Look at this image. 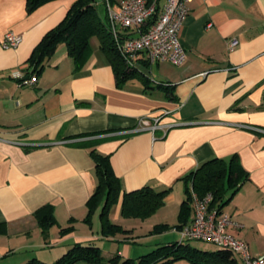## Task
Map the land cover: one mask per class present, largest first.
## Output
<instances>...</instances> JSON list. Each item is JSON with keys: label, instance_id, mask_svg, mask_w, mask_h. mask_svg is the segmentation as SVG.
<instances>
[{"label": "crops", "instance_id": "1", "mask_svg": "<svg viewBox=\"0 0 264 264\" xmlns=\"http://www.w3.org/2000/svg\"><path fill=\"white\" fill-rule=\"evenodd\" d=\"M74 1L28 12L26 0H0V264L52 263L89 241L106 258H138L179 240L174 228L152 230L179 223L189 185L183 177L212 157L234 155L248 179L223 207L240 224L227 229L253 255L264 253V0H193L180 29L187 59L139 61L122 85L100 42L81 63L66 43L43 63L29 61ZM9 31L22 36L16 47L2 44ZM233 38L239 44L231 50ZM33 75L35 83L20 84ZM143 117L160 126L141 127ZM93 149L109 155L123 191L171 188L165 203L145 219L125 217L120 196L109 218L128 231L105 235L104 197L87 220L98 184ZM47 204L56 222L44 228L36 211Z\"/></svg>", "mask_w": 264, "mask_h": 264}, {"label": "trees", "instance_id": "2", "mask_svg": "<svg viewBox=\"0 0 264 264\" xmlns=\"http://www.w3.org/2000/svg\"><path fill=\"white\" fill-rule=\"evenodd\" d=\"M48 1L51 0H26L27 11L33 12ZM117 1L109 0L111 3ZM147 1L154 2V0ZM157 2H161V0H157ZM97 5V0H75L63 21L45 34L29 61L43 63V59L53 55L60 43H66L69 54L76 62L81 63L91 49V39L97 36L101 49L114 68L117 84L122 85L132 70L115 46L110 31L107 6L106 17L102 19ZM156 16L157 14H154L149 23ZM91 152L95 161L98 184L95 193L87 202L89 207L87 220H91L97 203L104 197L101 215L102 231L105 235L114 234L117 231H128L109 218V212L120 196L122 197V215L125 217L145 219L165 203V198L171 188L157 189L152 185H145L134 190L123 191L121 179L115 173L109 155L102 154L95 149ZM183 179L187 180L189 185L186 189V197L181 204L179 223L175 225L156 224L152 230L153 233L170 228L179 231L183 225L189 223L187 221L192 209L194 211L195 195L198 198H204L211 193L213 198L210 208L219 212L223 211L225 204L248 179V172L237 155L232 156L229 161L222 157H212L186 174ZM36 216L44 228H48L56 222L54 208L49 204L41 206L36 211ZM70 229L71 227H63L61 232L65 233ZM192 241L194 240L181 239L180 236L179 240L159 244L138 258L123 257L120 253L106 258L98 243L94 241L78 242L52 263L34 257L22 264H74L81 260L93 264H173L181 260H187L191 264H241L240 258L228 248L216 246V249L210 250L199 247Z\"/></svg>", "mask_w": 264, "mask_h": 264}, {"label": "built area", "instance_id": "3", "mask_svg": "<svg viewBox=\"0 0 264 264\" xmlns=\"http://www.w3.org/2000/svg\"><path fill=\"white\" fill-rule=\"evenodd\" d=\"M110 31L117 50L129 66L139 61L149 63L170 61L183 63L188 56L187 49L180 38V29L190 12L193 0H166L164 4L154 0H118L111 3L106 0ZM159 6V8H158ZM154 14L156 18L149 23ZM22 36L14 31L5 34L4 47H16ZM239 44L237 38L231 39L229 48L233 50ZM37 81V75L23 79L21 85H30ZM159 118L154 122L149 117L141 119V127L157 129ZM213 196L194 197V215L192 220L179 229L181 239L200 240L214 244L219 248L232 250L244 264H264V253L253 255L249 244L238 235L228 231V226L238 222L224 211L210 208ZM2 256L0 252V257Z\"/></svg>", "mask_w": 264, "mask_h": 264}, {"label": "rangeland", "instance_id": "4", "mask_svg": "<svg viewBox=\"0 0 264 264\" xmlns=\"http://www.w3.org/2000/svg\"><path fill=\"white\" fill-rule=\"evenodd\" d=\"M98 2V5H97V8H98V12H99V15L102 19H104L106 17V3L104 0H97ZM99 44V38L97 36H94L92 39H91V45H92V48L93 47H97ZM203 241H200V240H194V244L197 245V246H200V245H205L206 248L210 249V250H214L216 249V246L211 244V243H202ZM140 243H146V242H140Z\"/></svg>", "mask_w": 264, "mask_h": 264}]
</instances>
